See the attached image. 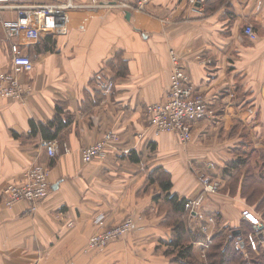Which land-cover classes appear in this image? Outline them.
<instances>
[{
	"label": "crops",
	"instance_id": "crops-1",
	"mask_svg": "<svg viewBox=\"0 0 264 264\" xmlns=\"http://www.w3.org/2000/svg\"><path fill=\"white\" fill-rule=\"evenodd\" d=\"M66 1L1 3L8 7L0 10V72L10 67L4 25L16 19L15 6ZM258 1L230 0L212 10L209 2L193 10L187 0H151L144 11L29 12L31 27L11 43L33 62L19 76L31 94L26 100L0 97V264H178L180 244H191L193 257L205 263L217 232L249 233L243 212L262 215V207L240 192L206 193L197 173L224 186L229 175L222 170L245 153L250 170L241 180L264 183V0ZM245 24L253 26L255 39L243 34ZM171 49L215 111L191 125L186 144L148 125V105L164 100L169 88ZM55 117L63 126L56 130L55 123V136L47 138L40 125ZM108 131L114 139L103 156L84 163L81 149ZM43 139L65 143L69 152L51 158ZM36 163L49 166L47 195L36 210L25 201L5 207V185L19 182ZM158 167L170 174L172 194L195 201L192 212L185 207L176 213L166 204L149 176ZM98 216L105 227L126 217L135 222L121 239L87 251L89 237L101 229ZM181 218L185 224L174 244ZM249 247L257 245L244 243L246 256Z\"/></svg>",
	"mask_w": 264,
	"mask_h": 264
},
{
	"label": "built area",
	"instance_id": "built-area-1",
	"mask_svg": "<svg viewBox=\"0 0 264 264\" xmlns=\"http://www.w3.org/2000/svg\"><path fill=\"white\" fill-rule=\"evenodd\" d=\"M8 0H0V10L8 7L1 4ZM151 0H86L84 3H75L66 1L57 5H39L15 6L17 17L13 21L5 23L6 41H10V67L8 70L0 72V97L10 100H26L31 94V87L23 84L19 76L28 72L33 67L30 57L23 52L20 46L11 41L15 39L21 31L31 27V16L29 12L38 11H58L67 9H118L122 11H144L145 7ZM204 0H188L189 7L198 10ZM246 2L248 0H239ZM262 0L258 1L260 6ZM243 34L249 39L256 38V33L251 24L243 26ZM172 67L169 75V88L166 97L162 101L154 102L148 105V124L156 135L167 132L177 134L180 143L186 144L190 141L191 125L202 120H209L215 115L214 109L206 100L205 96L196 91L185 73L179 54L171 49L169 51ZM112 82L106 85V91L112 89ZM114 139L112 131L106 132L97 142L81 149V158L84 163H89L94 159L101 158L104 154L105 146ZM41 147L46 150L49 157L54 158L60 153L69 152L67 144L62 145L54 139H43ZM212 166V164H209ZM50 171L45 164L36 163L30 166L24 173L19 182H12L5 185L2 190L3 205L7 208L14 204L25 201L30 204L32 210H36L38 204L47 195L50 182ZM198 181L206 193H216L221 187V181L204 172L197 173ZM195 201L187 200L185 207L190 212L194 210ZM243 218L247 220L252 231L247 233V242L264 246V218L260 215L243 212ZM95 223L101 227L100 230L93 233L88 240V250H99L108 245L110 242L119 240L124 237L134 226L133 219L126 217L120 222L105 227L103 216H98ZM71 226L72 224L69 223ZM202 230L207 231V227L203 226ZM235 234V233H234ZM236 236V235H235ZM210 242V238L207 244ZM244 239L241 236L235 237L234 246L237 249L242 248ZM207 246V245H206Z\"/></svg>",
	"mask_w": 264,
	"mask_h": 264
},
{
	"label": "trees",
	"instance_id": "trees-1",
	"mask_svg": "<svg viewBox=\"0 0 264 264\" xmlns=\"http://www.w3.org/2000/svg\"><path fill=\"white\" fill-rule=\"evenodd\" d=\"M209 10V9H208ZM59 121V122H58ZM57 124L56 130L61 128L63 126L61 120L58 119V117L52 121H49L46 125H40V130L44 133L45 137L47 138H53L55 136V132L52 131V127L54 124ZM33 125V124H32ZM35 127V126H34ZM246 161L239 162L238 158L230 163V167L227 165L226 168H224L223 175H229V178H227L226 182H234L235 178L239 176L240 174L233 175L232 169L237 170L238 172L243 171V167L245 168V174L240 175L237 178V181H242L241 178L245 177L247 173L249 172L250 166L248 165L249 157L245 154ZM240 155V154H239ZM242 168V169H241ZM150 178H153L155 181L158 182L160 188L165 194V200L166 204L169 205L173 212L176 213H182L184 212L185 204L187 203L186 198H179L176 194H172L170 192L171 189V178L170 174L163 170L161 167L155 168L151 174L149 175ZM229 180V181H228ZM245 183H247V180H243ZM257 182L248 183L250 185H259L264 184L260 182V179L257 180ZM225 182V183H226ZM235 183V182H234ZM233 186V184H232ZM222 191H226L229 193H232L234 190L231 191L230 188L227 187H220ZM218 190V191H219ZM238 192V189L237 191ZM233 192V193H236ZM241 196L246 200L247 203L251 204H257V206L262 207V210L264 211V190L259 191L258 186H250L248 188L244 189V186L240 185L239 190ZM262 218H264V213L260 215ZM185 224V220L183 218L179 219L178 222H176V227L178 228L176 232V238L173 241V243H178L181 236V231L183 230V227ZM252 231V227L250 225L249 232ZM248 233V232H247ZM244 234L243 239L244 243L247 242L246 235ZM235 237H233L230 232H225L223 230L217 232L214 237L211 239V242L209 243L208 251L206 252V262L200 263L198 262L192 254V245H184L180 244L176 254V257L174 260L178 264H264V246H260L258 244L256 249H253L251 247L247 248V256L245 255V252L241 249H237L234 246Z\"/></svg>",
	"mask_w": 264,
	"mask_h": 264
},
{
	"label": "rangeland",
	"instance_id": "rangeland-1",
	"mask_svg": "<svg viewBox=\"0 0 264 264\" xmlns=\"http://www.w3.org/2000/svg\"><path fill=\"white\" fill-rule=\"evenodd\" d=\"M230 0H204L203 1V3H206V5H207V3L209 2V4H208V7H207V9H209V10H212V8H215L216 6H227L228 5V2H229ZM187 3H188V0H187ZM189 5V4H188ZM122 11V10H121ZM150 105V104H149ZM148 108V107H147ZM149 125V124H148ZM192 135V134H191ZM238 160H239V162H242V161H246V158H245V155L244 154H240L238 157ZM42 164V163H41ZM47 166V165H46ZM229 167H230V164L228 165ZM48 167V169H49V166H47ZM246 168V167H245ZM245 168L243 167V171L241 170V172H238L237 170H234V169H232L231 171H232V174L233 175H236V174H240V175H244L245 174ZM242 169V168H241ZM49 171H50V169H49ZM239 175V176H240ZM239 176H237L236 178H235V180H234V182H226V183H224V186H223V183H222V181H221V187H227V188H230L231 189V191L232 190H234L233 192H236L237 191V189H238V192H239V190H240V185L241 186H244V189L245 188H248V187H250V186H254V187H256V186H258V190L259 191H262V190H264V184H259V185H254V184H252V185H250V184H248V183H245L243 180L240 182L239 180L237 181V178L239 177ZM221 180V179H220ZM229 181V180H228ZM232 184H233V186H232ZM221 189V188H220ZM220 191V190H219ZM232 192V193H233ZM264 202V201H263ZM132 218V217H131ZM133 219V218H132ZM134 219H133V224H134ZM89 240V239H88Z\"/></svg>",
	"mask_w": 264,
	"mask_h": 264
}]
</instances>
